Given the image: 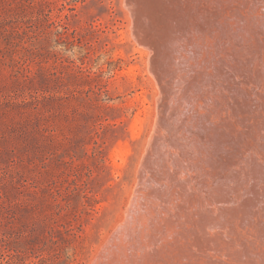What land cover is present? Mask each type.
<instances>
[{
    "label": "rangeland",
    "instance_id": "1",
    "mask_svg": "<svg viewBox=\"0 0 264 264\" xmlns=\"http://www.w3.org/2000/svg\"><path fill=\"white\" fill-rule=\"evenodd\" d=\"M130 26L123 0H0V264H98L116 239L155 100ZM261 231L202 260L264 264Z\"/></svg>",
    "mask_w": 264,
    "mask_h": 264
},
{
    "label": "bare ground",
    "instance_id": "2",
    "mask_svg": "<svg viewBox=\"0 0 264 264\" xmlns=\"http://www.w3.org/2000/svg\"><path fill=\"white\" fill-rule=\"evenodd\" d=\"M123 5L155 90L154 115L139 188L104 252L116 242L128 249H112L114 262L103 252L99 262L167 264L170 254L175 260L235 255L231 244L242 250L263 232L264 0Z\"/></svg>",
    "mask_w": 264,
    "mask_h": 264
}]
</instances>
